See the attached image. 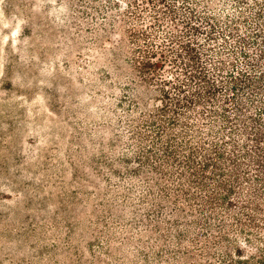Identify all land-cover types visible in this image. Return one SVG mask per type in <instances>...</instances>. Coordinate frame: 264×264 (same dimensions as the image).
Returning a JSON list of instances; mask_svg holds the SVG:
<instances>
[{
  "label": "rangeland",
  "instance_id": "1",
  "mask_svg": "<svg viewBox=\"0 0 264 264\" xmlns=\"http://www.w3.org/2000/svg\"><path fill=\"white\" fill-rule=\"evenodd\" d=\"M0 264H264V0H0Z\"/></svg>",
  "mask_w": 264,
  "mask_h": 264
},
{
  "label": "trees",
  "instance_id": "2",
  "mask_svg": "<svg viewBox=\"0 0 264 264\" xmlns=\"http://www.w3.org/2000/svg\"><path fill=\"white\" fill-rule=\"evenodd\" d=\"M211 1V0H210ZM185 49L188 51V53H189V55H190V57L194 60V58H196V54H195V50H194V48L192 47V46H190L189 44H185ZM118 74H120L119 72H117V75ZM119 76V75H118ZM214 88V87H213ZM138 91H140V90H138V89H136V88H133V90H132V94H137L138 93ZM209 91V90H208ZM210 92V91H209ZM162 95H164V96H167V94L165 93V91H164V93L162 94ZM225 122H227V119H225L224 120ZM158 131V130H157ZM163 130H160V132L159 133H161ZM192 132V133H191ZM195 133H196V130H194V128L193 127H191L190 128V132L189 131H187V130H184V131H182V133H181V137L183 138V140H181V141H183V142H186L187 141V139L189 140V138L190 137H192L193 135H195ZM185 136H186V138H185ZM161 137V135H159L158 136V138H160ZM190 141V140H189ZM189 151H190V148H189ZM217 153H219L220 155H218V156H222L221 155V153L220 152H217ZM166 155H167V157H170V159H172V160H174V159H176L175 160V163H178V164H180L181 163V166H180V170L178 171V174H179V179H181V180H183V179H187L188 180V183H190L191 185H195V187H198V188H200L201 190H203V193L205 194V192L206 191H211V189H209L208 190V188H209V186L206 184V180H207V178H208V175L206 174V170H203V171H200V172H198L197 170L195 171V173H193L192 175H190L192 172H190V171H192V166L191 165H194L196 162H195V159L193 158L194 157V151L191 149V152H190V155L189 156H187V157H185V161L184 162H182L179 158H178V152H177V150L175 151V150H173L172 149V146H170V145H168L167 146V148H166V153H165ZM209 161H211L210 160V158L208 157L206 160H204V161H202V167H210V166H214L215 168H217L218 166H217V164L215 163V162H209ZM234 165H239L237 162H234ZM155 169H157L158 167L157 166H153ZM157 167V168H156ZM184 167H185V169H184ZM218 168H220V169H222L221 168V166L220 167H218ZM186 171H189V173L187 172V174H186ZM223 171V170H222ZM237 180V179H236ZM236 182H238V180L236 181ZM222 184H223V182H221V181H216L215 183H214V185H213V187L215 188V187H218V188H220L221 186H222ZM208 192V193H209ZM186 195H190V193H186ZM207 196H209V197H211V195H210V193L209 194H207ZM238 220V219H237ZM239 223H241V221L239 220ZM252 223H254V221H252ZM207 226V228H210V226H209V224H208V222H207V224H206ZM226 226H227V224H225L223 221H220V224L218 225V227L221 229V230H223V229H225L226 228ZM150 227L151 226H149V229H150ZM184 229H185V232L183 233H180V235H181V238L180 239H187L188 238V232H189V228L188 227H186L185 228V226H184ZM226 255H228V253H225ZM241 257V256H240Z\"/></svg>",
  "mask_w": 264,
  "mask_h": 264
}]
</instances>
